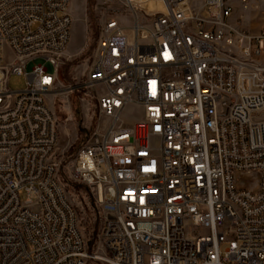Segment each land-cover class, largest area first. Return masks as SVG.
<instances>
[{
  "label": "built area",
  "instance_id": "1",
  "mask_svg": "<svg viewBox=\"0 0 264 264\" xmlns=\"http://www.w3.org/2000/svg\"><path fill=\"white\" fill-rule=\"evenodd\" d=\"M70 1L0 0V264H264V28L233 16L252 0H125L132 25L103 22L86 86L108 126L71 171L103 213L101 253L59 179L47 101Z\"/></svg>",
  "mask_w": 264,
  "mask_h": 264
},
{
  "label": "rangeland",
  "instance_id": "2",
  "mask_svg": "<svg viewBox=\"0 0 264 264\" xmlns=\"http://www.w3.org/2000/svg\"><path fill=\"white\" fill-rule=\"evenodd\" d=\"M154 3L162 7L159 0L151 2L150 5L153 7ZM252 6L257 4L254 3ZM69 12L73 18L71 40L58 67L57 85L47 97V101L57 121V156L62 165L67 167L61 168L59 179L63 182L70 201L76 207L80 221H87L86 226L95 227L102 224L103 213L99 211L100 207L92 190L75 182L71 176L72 162L78 149L95 140V136L108 126V120L99 111L95 93L86 86V83L95 57L100 28L105 19L117 17L124 25H132L133 18L125 5V0H71ZM243 20L246 22L247 17L239 20L242 25L245 23ZM132 32L128 30L127 34L132 35ZM3 51L4 62L9 63L12 53L7 45H4ZM8 87L12 91L23 90L27 88V79L24 76L10 74ZM96 91L101 93L102 88L99 87ZM124 118L129 123L141 120L142 110L130 107ZM22 199L25 200L26 196L23 195ZM81 229L84 233V227ZM95 244L93 248L88 246L89 252L101 253L100 237ZM88 264L106 263L90 260Z\"/></svg>",
  "mask_w": 264,
  "mask_h": 264
},
{
  "label": "crops",
  "instance_id": "3",
  "mask_svg": "<svg viewBox=\"0 0 264 264\" xmlns=\"http://www.w3.org/2000/svg\"><path fill=\"white\" fill-rule=\"evenodd\" d=\"M153 1L155 0H149L150 3ZM254 3H256L257 6H252ZM234 14L236 16V18H234L235 20H241V18L244 19L247 17L246 22L243 20L245 22L244 25L240 23L250 32L258 33L264 28V2L257 3L255 0H252L248 11L243 10L241 5L237 3L235 4ZM244 15H246V17Z\"/></svg>",
  "mask_w": 264,
  "mask_h": 264
},
{
  "label": "trees",
  "instance_id": "4",
  "mask_svg": "<svg viewBox=\"0 0 264 264\" xmlns=\"http://www.w3.org/2000/svg\"><path fill=\"white\" fill-rule=\"evenodd\" d=\"M67 185L69 186V184H67ZM99 211L102 213L100 208H99ZM86 222H84V221L81 222V228L84 227V233L83 234H85L84 236H86V238H87L88 246L93 248V247H95V245H96L95 243L98 242V239L100 237V234H101V231L103 228V221H102V224L100 226H95V227L86 226L85 225Z\"/></svg>",
  "mask_w": 264,
  "mask_h": 264
}]
</instances>
